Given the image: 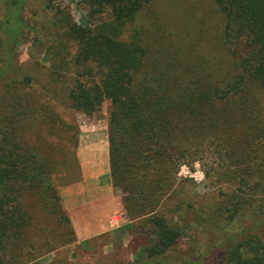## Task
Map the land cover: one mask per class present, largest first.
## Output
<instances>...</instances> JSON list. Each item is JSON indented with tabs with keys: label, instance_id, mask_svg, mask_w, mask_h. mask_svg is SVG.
I'll use <instances>...</instances> for the list:
<instances>
[{
	"label": "trees",
	"instance_id": "trees-1",
	"mask_svg": "<svg viewBox=\"0 0 264 264\" xmlns=\"http://www.w3.org/2000/svg\"><path fill=\"white\" fill-rule=\"evenodd\" d=\"M156 1L79 0L77 22L64 0H42L53 21L34 29L33 43L49 58L43 91L53 103L14 58L25 2L11 0L0 24V264H22L36 249V202L75 237L56 182L67 160L34 137L75 130L77 146L58 107L96 115L106 102L112 184L155 239L128 264H264V0H214L213 35L200 1ZM196 160L208 163L215 201L170 204L183 190L180 167ZM181 223L210 243L171 253Z\"/></svg>",
	"mask_w": 264,
	"mask_h": 264
},
{
	"label": "rangeland",
	"instance_id": "rangeland-1",
	"mask_svg": "<svg viewBox=\"0 0 264 264\" xmlns=\"http://www.w3.org/2000/svg\"><path fill=\"white\" fill-rule=\"evenodd\" d=\"M173 1L191 7L186 3L191 0H157L156 5L161 9H166L168 4ZM198 1H200L201 8L196 10V14L203 19L205 30H209V34L213 35L217 31V22H221L215 11L214 0ZM24 2L21 16L25 26L18 31L19 42L14 58L22 68V72L33 77L35 93L43 96L46 93L48 100L53 102L50 93L43 91V86L47 83L45 76L46 70L50 66L49 58L46 51L38 50L33 43L34 29L44 23L46 26L52 25L53 14L43 9L42 0H24ZM10 3L11 0H0V24L11 10ZM64 3L70 6L72 16L77 22L84 21L86 11L79 4V0H64ZM10 25H15L14 20ZM6 31L10 35V29ZM206 36L209 35L206 33ZM4 37L5 34L0 27V67L3 65L5 51ZM19 79L16 80L19 81ZM109 107V103H104L102 110L96 115H87L68 108L58 107L64 121L74 125V128L76 127L77 146L74 145V140L71 138L75 130H72L71 136L68 134L64 136L63 133L54 134L53 132L47 135L45 131L39 128L34 137V142L41 147L48 141L54 142L52 146L58 148L60 158L65 157L67 160L63 169L56 176L57 187L61 196L63 190L75 183L82 182L83 169L88 167L90 173L87 180L90 178V182H92L95 179L93 181L95 183L84 188V190H88L92 198L88 197L89 204L86 202L87 200L84 202L87 207L84 208V214L80 213L77 217V225L79 228L85 229L91 221L99 220L102 232L93 235L78 234L72 221L71 228L74 227L75 237L68 236L65 234L68 227L61 224L59 219L45 214L36 202L35 215L38 216V225L42 229V236L34 238L33 244L36 249L29 247L24 250L22 264H128L145 255L146 248L155 242L150 231L144 230L140 226L139 219L129 216L126 210L125 196L120 189L114 188L112 184V196H114L111 201L114 202V204L111 203L112 208H107L106 204L102 205L99 201L105 193L102 192V178L100 175L95 176L92 173L93 170L95 172L99 170L101 173L104 163L106 165V159L104 162L102 160V151L109 144ZM71 162L74 163V174L69 169ZM207 164L202 160H196L186 162L180 167L179 178L181 183L179 189L182 187L183 190H181V194L176 193L170 197V204L173 205L174 202L186 199L206 206L208 199L212 202L215 201V194L218 189L209 184L205 173L208 170ZM78 178L81 179L74 182ZM180 232L181 238L175 248L170 251L173 254L189 252L192 242L195 240H199L204 245L210 243L201 230L191 225L181 223Z\"/></svg>",
	"mask_w": 264,
	"mask_h": 264
},
{
	"label": "crops",
	"instance_id": "crops-1",
	"mask_svg": "<svg viewBox=\"0 0 264 264\" xmlns=\"http://www.w3.org/2000/svg\"><path fill=\"white\" fill-rule=\"evenodd\" d=\"M107 147L102 151V160L104 162V159H106V165L104 163L101 173H99V170L96 172L95 170H93L92 174H95V176L100 175V178H102V181H101L102 186H103L102 192H105V193L99 201L102 205L106 204L107 208L110 209L112 204H114V202L113 203L111 202L114 196H112L113 189H112L111 175H110L109 147L108 148ZM83 170H84V176H83L82 182L75 183L74 185H71L70 187H68L66 190H63L61 197H62V203L66 211L68 212L70 218L74 222L76 232L78 234L87 233V234L93 235V234L102 232L101 224L99 220L91 221L90 225H88L85 229H81L78 227L79 225H77L78 224L77 217L80 215V213L82 214L85 211L84 208L87 207V205H84V202L86 200H87L86 202L89 201L88 197L90 199L92 198L91 197L92 195H89L90 193H88V190H84V188L87 185L90 186L95 183L93 182L95 179L92 182H90V178L87 180V177L90 173V170L88 169V167L87 168L84 167ZM94 205L96 204L94 203ZM88 216L90 217V215Z\"/></svg>",
	"mask_w": 264,
	"mask_h": 264
}]
</instances>
